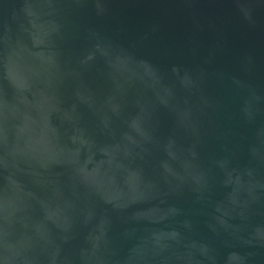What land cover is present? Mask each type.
<instances>
[{
	"label": "water",
	"instance_id": "obj_1",
	"mask_svg": "<svg viewBox=\"0 0 264 264\" xmlns=\"http://www.w3.org/2000/svg\"><path fill=\"white\" fill-rule=\"evenodd\" d=\"M0 264H264V0H0Z\"/></svg>",
	"mask_w": 264,
	"mask_h": 264
}]
</instances>
